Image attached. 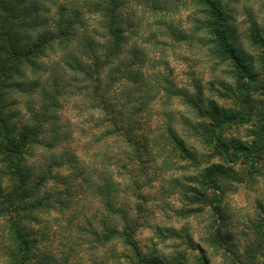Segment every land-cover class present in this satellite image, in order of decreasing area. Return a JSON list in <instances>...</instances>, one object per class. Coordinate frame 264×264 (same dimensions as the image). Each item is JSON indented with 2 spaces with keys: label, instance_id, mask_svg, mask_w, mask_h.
<instances>
[{
  "label": "clouds",
  "instance_id": "1",
  "mask_svg": "<svg viewBox=\"0 0 264 264\" xmlns=\"http://www.w3.org/2000/svg\"><path fill=\"white\" fill-rule=\"evenodd\" d=\"M0 264H264V0H0Z\"/></svg>",
  "mask_w": 264,
  "mask_h": 264
}]
</instances>
